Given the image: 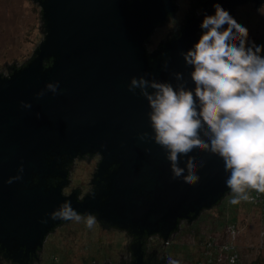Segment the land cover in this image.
Listing matches in <instances>:
<instances>
[{"label":"water","instance_id":"obj_1","mask_svg":"<svg viewBox=\"0 0 264 264\" xmlns=\"http://www.w3.org/2000/svg\"><path fill=\"white\" fill-rule=\"evenodd\" d=\"M215 2L208 1L212 8ZM220 2L232 13L245 0ZM40 5L45 39L28 65L0 79V242L41 245L50 228L62 222L47 214L65 200L79 213L96 212L120 228L164 237L191 214L197 217L204 208L218 205L230 191L222 159L196 149L191 155L204 162L197 168L199 183L173 180L164 150L139 139L140 133L152 132L148 101L139 90L129 91L132 77L145 73L175 85L171 73L182 72L194 88L191 68L180 52L198 41L203 17L189 19L182 36L156 57L147 54L145 41L175 10L174 0H41ZM47 58H53L49 67L44 65ZM57 81V94L46 91L36 97L47 83ZM21 101L32 107L22 108ZM78 152L101 153L102 167L117 163L104 197L78 200L63 194L64 182L49 186V176L67 177L58 159ZM186 159L181 158V167ZM21 164L23 179L7 184Z\"/></svg>","mask_w":264,"mask_h":264},{"label":"clouds","instance_id":"obj_2","mask_svg":"<svg viewBox=\"0 0 264 264\" xmlns=\"http://www.w3.org/2000/svg\"><path fill=\"white\" fill-rule=\"evenodd\" d=\"M214 13L204 12L199 39L180 55L191 68L190 81L182 72H173L176 80L159 81L152 73L132 77L129 91L148 101V117L152 132H142L139 139L159 145L170 162L172 179L196 185L200 181L197 168L203 161L191 155L194 150L218 156L228 173L225 184L233 193L232 204L252 199L250 190L264 193V44L250 38V29L223 7L213 4ZM264 15V4L257 9ZM164 55H167L166 53ZM164 69H168L165 61ZM152 76L151 79L146 77ZM59 81L46 84L36 93L39 99L51 91L58 93ZM30 109L31 103L21 101ZM40 118V113H37ZM150 153L151 149L146 148ZM187 157L184 167L181 158ZM7 184L23 179L24 166ZM53 221H84L91 229L97 223L94 213L81 214L65 200L47 214ZM47 219L41 220L47 224ZM235 235V233H233ZM165 264H181L171 256Z\"/></svg>","mask_w":264,"mask_h":264},{"label":"rangeland","instance_id":"obj_3","mask_svg":"<svg viewBox=\"0 0 264 264\" xmlns=\"http://www.w3.org/2000/svg\"><path fill=\"white\" fill-rule=\"evenodd\" d=\"M191 2L179 0L180 8L174 18L152 35L148 43L151 51L168 37L170 31L179 28ZM235 15L250 29V38L257 44H264V24L259 22L264 15L255 11L251 3L245 4ZM44 37L45 23L39 1L0 0V72L7 73L29 61ZM95 164L96 160L78 161L70 188L88 187ZM233 195L229 191L218 205L205 209L195 222H183L180 231L169 242L153 240L156 241L153 245L180 260L181 264H197L199 260L202 264H231L226 256L218 255L221 257L218 260L213 253L212 245L208 243L213 238L216 250L225 245L233 246L232 250L239 255L237 264H264V208L249 201L232 204ZM129 241L130 237L123 231L104 228L98 221L91 229L83 220L70 221L49 235L38 264H119L121 255L124 260L128 259ZM204 251L209 255L205 256ZM0 264L10 263L0 257Z\"/></svg>","mask_w":264,"mask_h":264},{"label":"flooded vegetation","instance_id":"obj_4","mask_svg":"<svg viewBox=\"0 0 264 264\" xmlns=\"http://www.w3.org/2000/svg\"><path fill=\"white\" fill-rule=\"evenodd\" d=\"M41 1V0H37ZM130 2L136 1V0H129ZM209 0H193L191 2V5L189 7L188 13L185 15L183 22L179 25V28H177L175 31L170 32L168 37L160 43L154 50H150L148 43L151 40L152 35L154 32L164 25H166L172 17H174L179 8V0H174L175 3V10L171 12L167 18L162 21L158 22L156 24L154 32L150 35V37L145 41V47L147 50V54L149 56H156L158 57V53L162 52L165 48H167L168 44L171 43V41L179 39L183 31L185 29V26L187 24V21L189 19L196 20L201 19L203 17L204 12L210 13L211 11H214L212 8V5L208 3ZM251 3L255 11H257L258 8L261 7L262 4H264V0H245L244 3L237 5L234 7L233 12L231 13L235 18V11L238 7ZM214 13V12H213ZM212 13V14H213ZM237 19V18H236ZM260 24H264V18L260 17L259 20ZM201 31L198 32V38ZM45 39V38H44ZM29 59L26 63H24L22 66H25L28 62L32 60ZM20 67H14L8 70L7 73H1L0 79H4L6 77L11 76L18 68ZM53 158V157H52ZM103 155L101 153L97 152H87V153H81L78 152L75 156L68 155V156H62L58 159V168L65 172L67 174L66 178H63L59 175H51L49 176L48 183L49 186H55L58 183L64 182L62 185V191L63 194L66 196H70L72 194L76 195L78 200H84L86 197L90 196L92 198L94 197H104L105 193L109 189V174L113 172L117 167V163H111L107 167H102L101 163L103 161ZM93 160H96L95 167L93 169L91 181L88 187H72L71 186V177L72 172L75 167V164L78 161H88L92 162ZM205 209L204 208L200 213H202ZM83 214V213H81ZM94 214L97 217L98 223L101 224L102 227L108 228V229H118L126 233L130 237V243L127 247L128 250V259L124 260V256L121 255V260L119 264H138L139 256L142 257V264H165V258L169 257L168 253L165 251L164 253H161L159 249L155 245H153V240L162 241L163 238L157 235L149 234L147 231H140V230H134L132 228H120L117 225H112L109 222L105 221L98 213L94 212ZM193 214H191V217ZM187 222L189 219H184ZM180 221L178 225V230L181 228V224L185 221ZM70 221H62L59 224H54L47 236L45 237L44 241L41 245L36 246L34 248H27L26 246L20 244V243H2L0 242V257L10 264H38L41 259V254L45 245V242L48 240L49 235L57 229L65 224H67ZM156 237V238H155ZM161 244V243H160ZM105 264H111V263H105Z\"/></svg>","mask_w":264,"mask_h":264},{"label":"built area","instance_id":"obj_5","mask_svg":"<svg viewBox=\"0 0 264 264\" xmlns=\"http://www.w3.org/2000/svg\"><path fill=\"white\" fill-rule=\"evenodd\" d=\"M251 197L252 199L249 200L250 202H253L255 205H260L264 208V193H258L255 190H252L251 192ZM169 242V241H167ZM210 245H212L213 249H214V253H216L217 257L219 256H226L227 259H229V262L231 264H237V262L239 261V255L237 253L234 252L233 246H229V245H225L223 247H221L220 249L216 250L217 248L213 246V243H210ZM234 252V254L232 253ZM221 258V257H220ZM218 257V260L220 259ZM221 260V259H220Z\"/></svg>","mask_w":264,"mask_h":264},{"label":"trees","instance_id":"obj_6","mask_svg":"<svg viewBox=\"0 0 264 264\" xmlns=\"http://www.w3.org/2000/svg\"><path fill=\"white\" fill-rule=\"evenodd\" d=\"M45 38V37H44ZM52 62H53V58H47V59H45L44 60V65H45V67H49L51 64H52ZM30 62H28L26 65H28ZM25 65V66H26ZM25 66H22L21 68H18L17 70H20V69H22V68H24ZM252 191V190H251ZM251 194V193H250ZM250 202V201H249ZM253 203V202H252ZM201 215V213L197 216V217H191L190 219H189V222H195L198 218H199V216ZM227 224H229V222L227 223ZM233 226H234V223H233ZM177 232H178V228L177 229H175L168 237H164V236H162L161 234H159V233H156V234H153V235H157V236H160V237H162L163 238V240L164 241H169V240H171L173 237H175V235L177 234ZM211 240H212V242H211ZM207 241H208V239H207ZM208 243L210 244V243H213V238L212 239H210L209 241H208ZM214 246V245H213ZM206 248H208V250H211L208 246L206 247ZM215 248V247H214ZM212 250H213V253H214V249H213V247H212ZM204 255L205 256H208L209 255V252H205L204 251ZM202 260H199L198 262H197V260L195 261V262H197V264H202V262H201Z\"/></svg>","mask_w":264,"mask_h":264}]
</instances>
